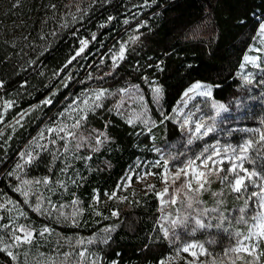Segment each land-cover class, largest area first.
Here are the masks:
<instances>
[{
	"label": "trees",
	"instance_id": "1",
	"mask_svg": "<svg viewBox=\"0 0 264 264\" xmlns=\"http://www.w3.org/2000/svg\"><path fill=\"white\" fill-rule=\"evenodd\" d=\"M263 19L264 0H0V264H157L185 240L207 251L196 264H264L261 241L257 256L227 252L252 203L220 173L199 194L181 175L160 196L127 188L109 198L136 158L181 160L199 147L204 138H189L173 112L191 82L223 101L217 123H257L237 70ZM115 35L125 55L113 67ZM260 137L250 163L262 169ZM6 221L32 228L31 242L9 248Z\"/></svg>",
	"mask_w": 264,
	"mask_h": 264
},
{
	"label": "rangeland",
	"instance_id": "2",
	"mask_svg": "<svg viewBox=\"0 0 264 264\" xmlns=\"http://www.w3.org/2000/svg\"><path fill=\"white\" fill-rule=\"evenodd\" d=\"M261 24H264V19L259 21L255 37L242 55L241 63L237 70V74L240 75L244 81L252 84L251 94L248 95V98L250 99L246 101L245 104L252 105L256 103L257 106H255V110L257 111V123L251 126L238 125L235 123H217L216 120L219 117L216 114V106L221 108L224 104L223 101L211 98L210 85L208 83L199 80L191 82L181 92L179 100L173 107V112L186 124V130L190 134L189 138H191V136L194 138H204L201 140L199 147L192 153H186L181 160L165 161L160 158L148 160L141 159V157L136 158L119 180L117 189L111 193L115 194L113 197H122L123 190L127 188L153 190L160 196L163 191L165 180L175 176L180 169L187 165L189 160H195L198 156L201 157L202 160L205 156L211 155L213 152L219 150L220 155L214 157L216 160L224 161L223 164L218 165L219 168L227 169L231 167L232 163H236L246 170L240 172L239 169H237V172L240 176L245 177L241 192L245 193L248 198H250L252 211L246 234L239 237V241L246 247H251L254 244L257 245V243L261 241L255 237L252 239H246V237L249 236V231L254 230L255 225L258 223L253 217L264 215V200H262V197H264V190H262L264 189V166L260 169L259 167L261 165L257 162L254 165L250 163V160L255 159L256 157L251 153V145L253 141L260 137V131L264 128V35L259 34ZM134 28H137V25H134L132 29H129L128 33H130V35L132 34L130 31ZM130 35H127V37ZM115 42L118 46H114ZM121 44L124 45V40L118 39L115 35L107 44V49L110 48L119 54ZM246 56L249 57L248 60L245 59ZM197 84L201 85V87L190 91V89H193V86ZM185 93H187V95H185ZM44 101H48V97H45ZM246 112L249 114L250 110H247ZM201 123L204 127L201 129L200 133H197L195 131L196 126ZM209 127L212 131L208 132L207 135H203L202 133ZM225 134H236L237 137L236 139H224L219 136ZM245 144L250 146L246 152L240 153L238 149ZM225 149H228V151L224 152ZM181 150L182 148L179 149V151ZM236 156H242L245 158L237 160L235 159ZM200 162V160H197L196 164L199 165ZM209 166L212 167L211 164ZM199 170L205 171L203 168H200ZM252 172H255L257 175L249 178L248 174ZM146 173H151V175H146ZM219 173L222 177L228 176L229 179L227 182L229 183V181H231L229 186L232 188V185L235 183L236 174L228 171H220ZM183 178L187 183L189 179H192V173L189 172V175L187 177L183 176ZM149 185H152L153 187L150 188L148 187ZM253 193H256V195L254 196ZM5 225L9 226L8 232L10 240L12 241L10 242V245H8L9 248H11V245L18 243L15 240L16 236H21V241H23L24 232L20 231L21 228L31 231L33 236V229L28 226L14 224L11 221H6ZM261 242L264 243V241ZM188 245L202 246L201 243L196 240H185L179 246L166 253L157 264H184L185 261L196 264L200 262L205 256L200 255L201 249L199 247L190 249V251L196 253V257H193L192 255H189V253L183 251V248ZM234 247H237V241L227 249V252H231L229 249ZM256 249L257 247L252 252L255 256H257ZM203 250L207 253L204 247Z\"/></svg>",
	"mask_w": 264,
	"mask_h": 264
},
{
	"label": "snow or ice",
	"instance_id": "3",
	"mask_svg": "<svg viewBox=\"0 0 264 264\" xmlns=\"http://www.w3.org/2000/svg\"><path fill=\"white\" fill-rule=\"evenodd\" d=\"M111 19V18H109ZM125 23H127V21H125ZM259 34L260 35H264V24H261L260 25V29H259ZM137 39V37L133 36L131 37V41L132 42H135ZM81 48L80 50L76 53V56H79L83 51H84V48L86 47L87 45V42L86 41H81ZM124 55H125V46L123 44H121L120 46V50H119V55L118 56H113V67H115L117 65V63L120 61V60H123L124 59ZM76 57L74 56L72 59H75ZM246 60L249 59V57H245ZM71 61H69L70 63ZM201 85L197 84V85H194L193 86V89H190V91L194 90V89H197V88H200ZM157 96L159 95L160 93V89L159 88H155L153 90ZM96 99L99 100L100 97L102 95H104L103 92H99V93H96ZM185 95H187V93H185ZM51 101H45L44 103H50ZM85 103L87 104V101H85ZM99 106V105H97ZM6 107H11V104H7ZM83 121V117H79L77 122L73 125V128H77L80 126V123ZM204 127V125L201 123V124H197L196 126V129L195 131L197 133H200L201 132V129ZM49 131H52L51 129H49ZM60 132H64L65 131V128H60L59 129ZM212 131V129L209 127L206 131H204L202 134L203 135H207L208 132ZM69 135H73L72 133H69ZM42 138V137H41ZM73 138L75 139V136H73ZM261 140L264 141V133L261 134ZM191 142V141H189ZM79 146V145H78ZM250 145L248 144H245L243 146H241L238 151L240 153H244L247 151L248 147ZM40 147H44V146H40ZM228 149H225L224 152H227ZM236 151V150H234ZM220 155V152L219 150L213 152V154L211 155H208V156H205L202 160H201V157H196L195 160H189L187 165H185L184 168L180 169L175 177L173 178L174 180H180L181 179V175L187 177L189 175V172L192 173V180H195L196 184L198 185V187H196L195 189L192 188V184L191 182L189 181L186 185L189 191H194L195 193L199 194L202 190L203 191H206L207 189H205V184H209L211 183V180L209 179L210 176L214 175V174H217L219 173L220 171H228V172H231V173H235L236 174V179H235V183L232 185V190L236 193H240L241 192V188H242V185H244V179L245 177L243 176H240L239 173L237 172V169H239L240 172H244L246 171L241 165H238L236 163H232L231 164V167L230 168H227V169H221L218 167V165L220 164H223L224 161L223 160H216L214 159L215 156H219ZM30 156V159L26 161V163H31L32 159H34V157H31V155L29 154ZM245 157H242V156H236L235 159L237 160H240V159H244ZM197 160H200V164L197 165L196 164V161ZM212 165V167H210L209 165ZM17 168H20V165L17 164L16 166ZM200 168H203L205 169V171H200L199 169ZM146 175H151V173H146ZM257 174L255 172H252V173H249L248 174V177L249 178H252V177H255ZM229 178L228 176H223L221 178V182L223 181H227ZM25 183H29L28 181H25ZM43 183L47 184L48 181L47 180H44ZM229 183L231 184V181H229ZM148 187H153L152 185H149ZM264 190V189H262ZM165 191H167V189H165ZM25 195H27V193H25ZM115 194H110L109 198H112ZM160 195H163V194H160ZM213 195H215V193H213ZM253 195L255 196L256 193H253ZM262 200H264V197H262ZM175 201H173L174 203ZM200 201L199 200H195V203H199ZM188 208H192L193 207V200L192 199H189V202H188ZM214 211V210H213ZM244 209H241V212H243ZM99 215V213H97ZM204 213L202 212L201 215H203ZM113 216H116L117 213L116 212H113L112 213ZM254 220L258 221V223L255 225V229L254 230H250L249 231V236L246 237V239H252L253 237H255L256 239L258 240H261V241H264V215H258L256 217H253ZM240 222H244V218L241 217V220ZM177 223V221H173V224L175 225ZM195 224L199 227V228H204V227H211L212 225H205L199 218H196L195 219ZM217 227H219V225H217ZM21 232H24V236H23V241L24 243H29L31 242V239H32V232L29 231V230H26V229H23L21 228L20 229ZM49 229L48 228H44L43 229V232H48ZM107 231V230H106ZM165 235H168L167 231H165ZM237 247H234V248H231L229 249V251L233 252V253H240V252H246L248 253L249 255L252 254V252L255 250V248L257 247V245H252L251 247H246V246H243L242 243L239 241V236H240V233H237ZM15 240L17 242H21L22 238L21 236H16L15 237ZM196 247H199L201 249L200 251V255H206L207 253H205V251L203 250V246H198V245H188L186 247L183 248V251L186 252V253H189V255H192L193 257H196V253L195 252H192L190 251V249H193V248H196ZM225 255H227V253H225ZM261 255H264V253H261ZM238 259H241V257L237 256L234 258V260L231 262V264H235V261L238 260ZM212 264H216L215 261L212 262ZM245 264H249V262H245Z\"/></svg>",
	"mask_w": 264,
	"mask_h": 264
}]
</instances>
